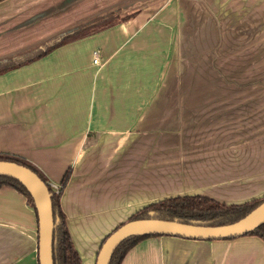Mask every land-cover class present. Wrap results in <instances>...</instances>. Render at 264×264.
<instances>
[{"label": "crops", "instance_id": "crops-1", "mask_svg": "<svg viewBox=\"0 0 264 264\" xmlns=\"http://www.w3.org/2000/svg\"><path fill=\"white\" fill-rule=\"evenodd\" d=\"M110 15L117 23L0 75V154L48 183L70 172L61 207L82 264H96L106 238L153 203L264 197L263 125L248 104L251 138L184 139L224 119L216 101L234 100L210 86L216 79L201 80V56L211 68L213 54H227L228 70L264 69V0H5L0 61ZM248 53L259 56L248 62ZM235 97L258 108L264 93ZM210 114L218 118L201 124ZM0 264H39L37 213L8 186L0 188ZM122 264H264V241L150 237Z\"/></svg>", "mask_w": 264, "mask_h": 264}, {"label": "trees", "instance_id": "trees-1", "mask_svg": "<svg viewBox=\"0 0 264 264\" xmlns=\"http://www.w3.org/2000/svg\"><path fill=\"white\" fill-rule=\"evenodd\" d=\"M3 1L5 0H0V3ZM110 21H117L116 15L89 20L87 22L76 25L73 28L57 33L44 42L38 44L36 47L24 50L17 55L7 58L9 59L8 62H0V75L39 60L61 46L93 35L117 23L115 22L113 24H110L108 23ZM107 23L108 25H104ZM0 161H8L26 166L37 173L38 176L47 184L49 191L52 193L51 201L54 218V264H82L81 257L76 250L71 238L66 221V216L61 207V198L64 189L69 182L70 172L68 171L65 174L61 182V191L59 194H56L54 190L49 186L48 181L43 176V174L29 163H26L19 158L3 154H0ZM4 186L12 187L22 193L27 198L28 204L36 211L31 195L19 180L9 176H0V188ZM263 202L264 197L260 199H254L241 205H227L214 199L202 196L175 197L153 203L141 209L140 211L135 213L129 219V221L158 219L164 221H178L186 224L199 223L205 226H224L241 220L258 206H260ZM247 236H257L264 241V225L248 234ZM150 237L160 236L132 237L125 240L115 250L111 260V264H122L124 257L133 247L139 244L142 240Z\"/></svg>", "mask_w": 264, "mask_h": 264}, {"label": "water", "instance_id": "water-1", "mask_svg": "<svg viewBox=\"0 0 264 264\" xmlns=\"http://www.w3.org/2000/svg\"><path fill=\"white\" fill-rule=\"evenodd\" d=\"M9 59H2L1 63ZM0 176L19 180L31 195L39 223V264H54V218L52 193L47 184L26 166L0 161ZM264 225V202L241 220L224 226H205L158 219L129 221L114 230L104 241L96 264H111L115 250L132 237L171 236L198 241L230 240L247 236Z\"/></svg>", "mask_w": 264, "mask_h": 264}, {"label": "rangeland", "instance_id": "rangeland-1", "mask_svg": "<svg viewBox=\"0 0 264 264\" xmlns=\"http://www.w3.org/2000/svg\"><path fill=\"white\" fill-rule=\"evenodd\" d=\"M115 22L110 21L108 23L113 24ZM108 23L104 25H108ZM14 55H17V54H13L12 56ZM199 55H202V54H199ZM232 55H235L232 60H239L238 54H232ZM207 56L208 54H204L203 57L205 58H203L202 56L200 57L202 61L200 62L201 80L204 81L205 83L207 82L208 78L216 79L215 81H218L220 85L218 84L216 86H213V85H210V86L212 88L215 87L214 90L216 92L226 91V92L232 93L231 97H233L234 100L216 101V105H215L217 109L216 116L221 114L222 115L221 118H224V119H222L219 122L217 121V123L213 125V127L211 128H208L205 130L200 128V130H198L199 132L198 136L194 137L193 135V137L191 138L185 137L184 139L240 141V140H246V139L251 138L254 133L250 132V129H255V122H253L255 120V116H249L248 114L247 116L245 115V111H244L245 104H248L247 106L248 109H254V111L250 112L249 114H252L253 112H255V114L258 116V119L261 120L262 122L261 125H263V132H264V100L258 102L259 106L257 108L254 102H251L249 100L248 101L241 100L235 97V96H240V94L242 93H250V92L264 93V69L262 68H259V69L229 68L228 70L226 69L227 65L223 67L224 61L225 60L227 61V54H226V59H222V57H225L223 56V54H213L212 58L213 57L215 58V64H214V68H211L213 64L210 61H206ZM256 56H259V54L248 53L247 54L248 62H251V60H255ZM218 57H219V60H221V63L217 62ZM204 85L206 84H202V86ZM202 86L199 92L209 91V90H204ZM175 88L176 87L174 86L173 91H175ZM187 91L189 90L187 89ZM234 93H237V94H234ZM210 108L212 107L210 106ZM223 108L228 109V110L225 111V109ZM216 116H212L211 114L209 116L206 115V116L199 118V121L201 124L206 122L209 119H212L211 121H214L216 118H218Z\"/></svg>", "mask_w": 264, "mask_h": 264}, {"label": "built area", "instance_id": "built-area-1", "mask_svg": "<svg viewBox=\"0 0 264 264\" xmlns=\"http://www.w3.org/2000/svg\"><path fill=\"white\" fill-rule=\"evenodd\" d=\"M98 62H99V58H98V56L96 54L95 63H98ZM48 184L54 190V192L56 194H59L60 193V191H61V185H56V184H52V183H48Z\"/></svg>", "mask_w": 264, "mask_h": 264}]
</instances>
